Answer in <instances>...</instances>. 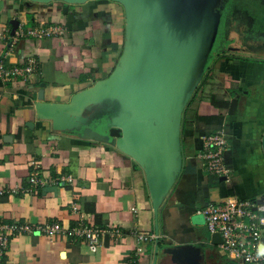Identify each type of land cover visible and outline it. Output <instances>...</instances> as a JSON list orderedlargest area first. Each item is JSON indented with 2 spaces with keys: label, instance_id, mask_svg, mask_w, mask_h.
Listing matches in <instances>:
<instances>
[{
  "label": "crops",
  "instance_id": "0c3cea01",
  "mask_svg": "<svg viewBox=\"0 0 264 264\" xmlns=\"http://www.w3.org/2000/svg\"><path fill=\"white\" fill-rule=\"evenodd\" d=\"M65 7L61 2L0 0V63L20 67L22 52H34L37 62L27 80L0 78V192H5L0 194V224L57 222L68 230L84 223L121 233L107 234L92 252L79 237L8 232L0 264H176L166 250L188 245L202 249L200 264L232 263L218 256L219 244L212 243L213 234L198 211L232 197L264 202V46L221 56L210 66L184 113L183 170L158 227L145 174L132 158L109 144L56 133L50 122L36 118L37 102H70L107 78L123 52L122 6L94 0L68 6L67 12ZM35 28L51 34L34 38V48L27 36L16 39ZM213 97L236 104L235 113L221 124ZM219 129H225L229 142L225 162L230 174L222 178L207 174L199 158L206 137ZM32 172L47 185L31 187L27 179ZM61 176L74 181L53 185ZM17 187L30 192L9 193ZM139 234L158 238L139 245Z\"/></svg>",
  "mask_w": 264,
  "mask_h": 264
},
{
  "label": "water",
  "instance_id": "95a60500",
  "mask_svg": "<svg viewBox=\"0 0 264 264\" xmlns=\"http://www.w3.org/2000/svg\"><path fill=\"white\" fill-rule=\"evenodd\" d=\"M30 1L68 7L94 0ZM108 1L122 6L125 14L124 47L116 67L68 103L37 102L36 118L50 122L56 133L109 144L132 158L145 174L159 227L161 209L183 170L184 113L213 56L219 0ZM212 243L221 244L220 235L213 234ZM166 252L176 264L203 259L195 246Z\"/></svg>",
  "mask_w": 264,
  "mask_h": 264
},
{
  "label": "built area",
  "instance_id": "2783aa9c",
  "mask_svg": "<svg viewBox=\"0 0 264 264\" xmlns=\"http://www.w3.org/2000/svg\"><path fill=\"white\" fill-rule=\"evenodd\" d=\"M57 32H61L57 28ZM47 28L30 29L27 32L17 34V38L29 36L32 38H42L50 35ZM37 62L34 58L28 59L20 67L8 68L3 62L0 63V78L7 81L18 79L27 80L31 78L35 71ZM229 142L225 129H219L214 134L206 137L199 158L204 162L205 171L217 178L228 177L230 171L225 162L226 152ZM27 183L31 187L46 186L38 172H32ZM72 176H61L52 182L53 185L60 187L69 186L73 183ZM30 189L14 188L9 193H29ZM1 191L0 194H4ZM204 219L208 231L211 234H218L222 239L219 250L227 261L235 264H264V202L259 200H242L229 198L222 202L211 203L198 211ZM12 232L16 235L32 234L35 232L45 236L66 234L69 237H79L86 240L92 252H97L102 241L107 234L112 237L120 235L119 230H101L81 223L71 229H64L60 223L45 222L37 226L29 224H0V257H3L8 249L7 233ZM158 236L138 235V243L153 241Z\"/></svg>",
  "mask_w": 264,
  "mask_h": 264
},
{
  "label": "flooded vegetation",
  "instance_id": "af4514ba",
  "mask_svg": "<svg viewBox=\"0 0 264 264\" xmlns=\"http://www.w3.org/2000/svg\"><path fill=\"white\" fill-rule=\"evenodd\" d=\"M216 12L221 23L209 67L221 56L251 53L264 46V0H219Z\"/></svg>",
  "mask_w": 264,
  "mask_h": 264
},
{
  "label": "trees",
  "instance_id": "16d2710c",
  "mask_svg": "<svg viewBox=\"0 0 264 264\" xmlns=\"http://www.w3.org/2000/svg\"><path fill=\"white\" fill-rule=\"evenodd\" d=\"M27 42L29 43V45L31 47L34 48V41L35 39L32 38V37H29L27 36ZM29 46V47H30ZM35 57V53L34 52H31L30 54H24V52H22L21 54V61L23 63L26 62V60L30 59V58H33ZM210 72V67L208 66L207 69H206V73H205V76L201 82V84L204 82V80H206V78H208V73ZM200 84V86H201ZM199 86V87H200ZM198 87V89H199ZM198 89L196 90V92L198 91ZM195 92V94H196ZM194 94V95H195ZM194 97V96H193ZM193 99V98H192ZM192 101V100H191ZM212 102L215 104V105H219L220 106V110H221V113L219 115V117L217 118L218 122L221 124L223 119L226 117V115H230V114H234L235 113V107H236V104L235 103H230V102H226L224 100H219L218 98L216 97H213L212 98ZM190 104V103H189ZM187 109V108H186ZM186 111V110H185Z\"/></svg>",
  "mask_w": 264,
  "mask_h": 264
},
{
  "label": "rangeland",
  "instance_id": "374dc122",
  "mask_svg": "<svg viewBox=\"0 0 264 264\" xmlns=\"http://www.w3.org/2000/svg\"><path fill=\"white\" fill-rule=\"evenodd\" d=\"M198 220H199V219H198V217H197V221H198ZM217 254H218V256L221 257L223 260H226L224 257H222V256L219 255L218 251H217Z\"/></svg>",
  "mask_w": 264,
  "mask_h": 264
}]
</instances>
